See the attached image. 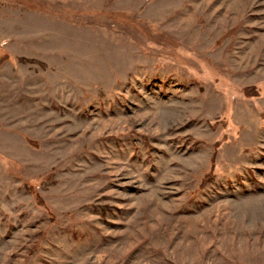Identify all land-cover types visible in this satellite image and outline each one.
Here are the masks:
<instances>
[{
  "label": "rangeland",
  "instance_id": "rangeland-1",
  "mask_svg": "<svg viewBox=\"0 0 264 264\" xmlns=\"http://www.w3.org/2000/svg\"><path fill=\"white\" fill-rule=\"evenodd\" d=\"M0 264H264V0H0Z\"/></svg>",
  "mask_w": 264,
  "mask_h": 264
},
{
  "label": "trees",
  "instance_id": "trees-1",
  "mask_svg": "<svg viewBox=\"0 0 264 264\" xmlns=\"http://www.w3.org/2000/svg\"><path fill=\"white\" fill-rule=\"evenodd\" d=\"M249 91H250V88H249V89L247 88V89H246V92H249Z\"/></svg>",
  "mask_w": 264,
  "mask_h": 264
}]
</instances>
